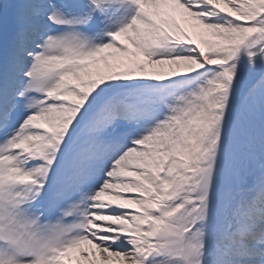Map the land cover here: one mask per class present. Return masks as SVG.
<instances>
[{
    "label": "snow or ice",
    "instance_id": "snow-or-ice-1",
    "mask_svg": "<svg viewBox=\"0 0 264 264\" xmlns=\"http://www.w3.org/2000/svg\"><path fill=\"white\" fill-rule=\"evenodd\" d=\"M0 264H264V0H0Z\"/></svg>",
    "mask_w": 264,
    "mask_h": 264
},
{
    "label": "rangeland",
    "instance_id": "rangeland-1",
    "mask_svg": "<svg viewBox=\"0 0 264 264\" xmlns=\"http://www.w3.org/2000/svg\"><path fill=\"white\" fill-rule=\"evenodd\" d=\"M189 31H191V29H189Z\"/></svg>",
    "mask_w": 264,
    "mask_h": 264
}]
</instances>
